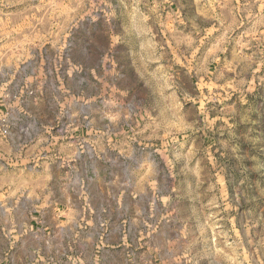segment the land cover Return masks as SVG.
<instances>
[{
  "label": "rangeland",
  "instance_id": "1",
  "mask_svg": "<svg viewBox=\"0 0 264 264\" xmlns=\"http://www.w3.org/2000/svg\"><path fill=\"white\" fill-rule=\"evenodd\" d=\"M4 24L13 62L45 66L57 86L23 88L28 110L0 117L1 139L30 138L9 154L0 145L11 212L0 213V264H264V0H0ZM185 47L200 50L203 62L188 63L198 78H183ZM39 121L57 139L36 142ZM29 149L91 156L84 194L113 207L109 162L129 153L120 194L132 209L111 214L94 249L28 227L27 201L42 193L26 190ZM67 160L69 179L79 160Z\"/></svg>",
  "mask_w": 264,
  "mask_h": 264
},
{
  "label": "crops",
  "instance_id": "2",
  "mask_svg": "<svg viewBox=\"0 0 264 264\" xmlns=\"http://www.w3.org/2000/svg\"><path fill=\"white\" fill-rule=\"evenodd\" d=\"M1 31L3 33L6 31L8 32L7 38L5 33L4 35L0 36V97H3L2 101H0V112L5 108L10 110L9 114L0 113V117L2 116V119L7 120L10 119V116L12 117L13 114L17 118H20L22 117V113L28 110V106L19 100V97L22 95L18 94L24 92L22 91L23 88L25 89L27 86H31L30 88L38 86L42 88L44 92V89L48 88V81L52 83L53 88L57 86V82L54 80L52 73L43 69V67H45L43 65H41L39 68L34 67V69H27V66L20 65V62L23 60L15 61L18 62V64H15V62H13L11 50V25H0V32ZM186 35L187 30L183 27V40L186 38ZM227 35L228 33L225 31L221 34L223 38L227 37ZM19 43L29 45L31 42H28L27 40H19ZM36 43H32L31 45L37 46ZM185 48L186 52L183 53V78L188 77L189 73L191 74V77L198 78V68H189L188 63L197 65L199 62H203L201 60L202 58L199 56L201 55L199 54L200 50L198 51V48H192L189 56L187 55L188 47ZM217 54H219V56L222 54L220 45L218 47ZM36 59L39 60L37 56ZM36 63L38 62L36 61ZM21 71L24 72L23 75L20 74ZM25 74H27L26 78L29 80L25 79ZM30 79H34L33 81L35 82H30V85H28L27 81H30ZM38 79L40 80L38 81ZM13 89L17 90V92H13ZM13 98L14 101H12ZM36 109H39L40 111L46 110L45 105L42 102L37 104ZM21 122L22 121L16 122L17 128H19L20 132H22L23 128L25 127V125ZM49 123L53 124V122L50 121H47V125L44 124V121L37 122L38 135L35 138L36 142L45 141V138L57 139L53 132L47 131L49 128ZM27 140L29 141L30 138L26 137L25 141L22 139V137H17V139L16 137H9L8 139L0 138V145L2 146L4 153H11L8 151L10 150L9 148H19L23 146V143L28 142ZM6 149L8 150L6 151ZM33 151L34 150L30 151L29 149V151L23 153V155L27 159L35 156L38 161H41H37L36 167L34 170H32L37 176L36 182L32 184L33 186H28L26 190L41 191L42 193L41 195H37L36 200L27 201L26 209L29 213L27 218V223L29 224L28 227L34 228L35 225H40L45 231H49L47 233L48 235L53 234L54 239L68 238L69 240H74V245L78 237L84 246H90L92 249H94L97 239L103 237L104 235L107 237L106 227L109 223L108 221H110V223L114 222V218L111 214L115 213V216L118 217V221L120 222L123 220L122 218H124L125 215H127V213L132 209V207L127 204V202H125L124 196L120 194L125 189L123 184V172H125V174L128 176L133 173V171H131L132 163L128 161L130 159L129 156H127L129 153L120 150L117 153H114L115 159L112 157L109 162V174L111 177L109 178L108 187L111 191L117 190V192H119L114 197L116 198V202L113 207L107 202L95 204L91 201V194L89 195L90 201L84 194L85 188L83 178L88 179L87 175L90 174V167H87L86 165H88L92 159L91 156L85 157L82 156L83 154L78 155L77 153L59 156V154L54 153L52 150ZM60 157L63 159H68L67 161H70V159L79 160L74 164V170H67L68 172L70 171V173H68L70 176H74L73 178L68 176L69 179H67V175L66 178H62L63 174L61 173L62 170L60 167V161H58ZM28 171L29 170H27V172ZM91 178L93 181H95V183H97L99 180V177L97 176H92ZM95 187L96 190L102 192L104 200L113 197L109 196V189L105 191L101 184L95 185ZM133 188L134 187H132V189ZM132 189L127 188V190ZM86 190H89V188L86 187ZM7 202V200L0 202V213L10 216L11 212L8 213L10 205ZM136 208L138 209L139 205H136ZM6 236V227H4L0 232V237L6 239ZM95 264L101 263L95 262Z\"/></svg>",
  "mask_w": 264,
  "mask_h": 264
}]
</instances>
